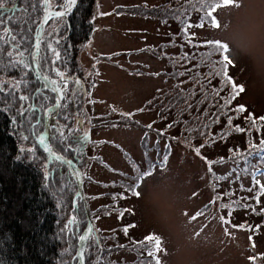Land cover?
<instances>
[{"label": "rangeland", "instance_id": "374dc122", "mask_svg": "<svg viewBox=\"0 0 264 264\" xmlns=\"http://www.w3.org/2000/svg\"><path fill=\"white\" fill-rule=\"evenodd\" d=\"M125 2L134 6L130 11L132 16L105 12ZM179 2L88 0L87 4L78 0L77 6L84 3L88 10L86 23L78 26L81 33L86 30L91 18L90 33L84 41L76 42L75 54L80 63L77 62L71 72H67L68 67L66 71L59 69L55 72L46 65L45 51L38 54L46 61L40 69L44 85L52 87L47 79L54 74L68 78L70 86L79 76L83 81V90L80 84L77 86L80 96L70 86L65 95L60 96L64 101L62 111L66 109V113L59 112L52 132L55 135L57 130L61 132L64 128L68 136V140H63L64 145L77 151L84 145L93 118L97 119L98 126L90 136L94 155H78L79 166L84 167L81 171L85 176L83 193L88 196L91 215L97 210L101 198L110 199L100 195L102 187L96 181H113L115 178L111 171L134 175L116 144H123L132 159H144V152L148 159L156 154L172 155L162 169V177L156 176L143 183L141 198L129 197L125 205H136L125 210L128 220L123 215L116 217L119 214L114 211L99 213L96 226L103 234L113 237L109 232H114L115 225L123 222H127L123 232L132 236L153 230L160 240L155 254L159 264H264V117H258L264 116V0H225V7L219 10L221 5L212 13L219 21L216 27L197 28L199 15L189 11L197 17L190 23L184 20L186 29L190 28L189 32H193L189 36L179 33L177 22L170 14L171 10L177 11ZM37 3L41 15L47 8L63 10L62 7L72 4V0H37ZM21 4L22 0H11L5 11L12 14L18 12L14 14L17 18L22 10ZM199 4L201 1L197 0ZM204 5L198 7L201 15ZM144 10L148 12V17L141 15ZM99 12L107 15L101 16ZM165 12L168 15H161ZM52 13L42 35L47 37L57 30L56 37L60 39L66 35L65 21ZM201 18L204 19L203 16ZM36 32L37 28L34 35ZM71 35L74 37L73 32ZM34 38L31 39L32 46ZM219 38H225L228 43L225 57L229 62L227 73L232 76L233 83L225 76L221 79L222 85L217 84L216 53L204 56L191 50L193 44L188 45L189 39L192 43H200L203 40L220 41ZM180 45L193 53H184ZM55 48L49 43L48 52L53 59L57 55ZM0 49L4 46L0 45ZM31 54L32 50L28 49V64L24 73L38 78L32 72ZM132 61L136 65L147 66L131 73L127 67L132 68ZM27 82L23 84L24 90ZM56 83L61 89L63 84ZM46 90L44 101L48 100L46 104L49 105L55 96L50 88ZM144 100L146 103H141ZM125 106L128 111L133 108L132 116L135 118L130 120L140 127L109 124L116 118L119 121L128 118L125 114H113L126 111ZM20 113H23L22 110ZM45 114L44 111L45 118L40 119L42 125L39 132L35 136L30 133V147L26 149L34 155L33 148H36L51 158L37 143V138L40 141L43 138L40 134L46 119L50 118L49 114ZM62 118H70L67 125L62 123ZM138 118L145 119L140 121ZM185 118H197L207 128L203 132L197 125L198 120L187 123ZM211 118L217 119L208 127ZM143 122H150V134L153 128L162 127L164 136H167L166 132L176 139L158 146L160 141H153L148 132L146 135L142 132ZM171 122L174 124L168 125ZM221 130L222 134L218 135ZM137 131L143 133L142 137ZM203 133L205 136H202ZM221 136L225 139L219 140ZM17 144V157L23 156L19 151L22 150L23 140ZM143 145L148 147L143 149ZM194 147L199 161L192 152ZM66 155L76 165L71 155ZM78 168L77 165L73 168L75 173ZM65 169L71 177L66 166ZM37 170L46 182V167L39 165ZM150 185H153L151 189ZM106 188L109 190L111 187ZM65 200L56 196L52 199L57 215L62 219L58 226L62 243L54 264L59 259V264H75L73 253H69L73 242L67 240L70 233L67 228L71 223L67 221L70 211ZM57 224H53L55 234H58ZM71 234L73 237V232ZM116 235V239L122 240L121 232ZM89 240L93 244V240ZM125 257L130 256L127 254ZM90 258L93 259V254Z\"/></svg>", "mask_w": 264, "mask_h": 264}, {"label": "trees", "instance_id": "16d2710c", "mask_svg": "<svg viewBox=\"0 0 264 264\" xmlns=\"http://www.w3.org/2000/svg\"><path fill=\"white\" fill-rule=\"evenodd\" d=\"M9 1L11 0H5L4 6L0 9L1 13H5L3 15L0 13V22H2L0 23V31H2L0 45L4 46V49H0V264H54L56 253L62 243V233L58 229L62 219L57 215L58 211L52 201L55 196L66 199L65 205H67V209L70 211L68 218L72 217V223L67 228L70 232L67 240L73 242V245L69 246V253L70 251L73 253V262L78 264L76 248L78 236L85 225V215L81 199L79 196L74 198L76 191L74 182L66 171L65 166L56 158H48L36 148H33L34 155H32L26 149L30 147V133L34 134L31 132V124L35 119V110L37 111L38 108L42 111L48 104H46L48 100L44 101V94L47 90L41 80L31 74L29 77L28 74L24 73L26 71L25 65L28 64V49L32 50L33 48L30 45L31 39L34 38V32L41 18L40 9L37 0H22V10L16 18L14 14L18 12L12 14L9 11H5ZM178 1L171 0V3ZM199 1H201V4L197 5V0H180L177 5V11L171 10V17L175 18L178 31L179 33L182 32L184 36H189L186 33V25H184V20L189 11H195L196 8L210 1L216 6L221 3L220 0ZM85 7L84 3L79 4L72 14L73 18L72 15L70 16L69 32H67L66 24L64 25L66 31L65 40L58 43L59 61L57 60V55L54 59L49 56V34L47 37L43 34L39 49L40 53L42 50L43 53L45 51L47 55L45 58L48 63L46 64V61H43V58L39 56L38 64L40 68L46 64L55 72L59 71V69L66 71V67H68L67 72H71L76 67L78 62V55L75 54L76 42L82 41L88 30L87 26L86 30L81 33L82 31L78 28V26L82 27L86 23L85 18L88 10ZM146 13H148L146 10L141 12V14ZM185 13L186 15H184ZM161 15H168V13H161ZM5 29H9L10 31L5 32ZM77 30L78 32L76 33ZM72 32L74 37L71 35ZM191 44L194 45V48H191V50L199 51L204 56L216 53L217 69L215 71L217 78H219L218 76L229 64L224 56L225 44L214 40H205L200 43L194 41L192 43L189 39L188 45ZM201 49H204V51H201ZM32 72H34L33 68ZM26 82L27 88L24 90L23 84ZM32 94H34L33 97L31 96ZM25 95L28 98L27 100L19 99L20 96ZM51 100V103H53L54 100ZM63 102L59 112L65 114L66 109L62 111ZM21 110L23 113H20ZM11 115H14V117L12 116L13 118H11ZM69 119L62 118V123L67 125ZM138 119L143 121L145 118ZM215 119L217 118L209 120L208 127L214 123ZM195 120H198L197 125L204 132L207 126L204 127L199 119H184L187 123ZM112 123L118 125L131 124L140 127L137 122L131 121L130 118H125L122 121L117 119ZM143 123L144 126H141L142 132L144 131L145 135L148 132V137L153 141H160L161 143H157L158 146H164L166 141L174 142V139H176L168 136L171 135L170 133L165 132L167 136H164L162 127L153 128L150 134V122ZM169 124L173 125L174 123L171 122ZM40 125H42L41 120L39 121V129ZM32 129L34 131V126ZM222 131L218 132V135L222 134ZM61 132L65 134L66 140H68L64 128ZM61 132L57 130L55 135L52 132L54 135L52 138H55L52 148L61 155L67 156L64 153V141ZM137 132L138 136L142 137L143 133ZM16 135L19 137L18 141L16 140ZM202 136H205V134L203 133ZM21 139L23 140V144L22 150L19 151L23 156L17 157V149H19L17 143ZM223 139L225 138L222 136L219 138V140ZM132 141L134 142L135 140ZM99 143L113 144L110 141H101ZM116 145L120 147V154L128 161L134 175L129 176L127 174H120L117 171H111V175L115 178L113 181L95 182L102 187L99 191L100 195L113 197V195H118L122 190H127L133 197L141 198L144 189L143 183H148L156 176L162 177V169L172 155L167 156V154L163 156V154H156V156L148 159L147 153L144 152V159H132L130 152L123 148V144ZM145 147L147 148L148 146L143 145V149ZM192 152L195 155V159L199 161L196 147L193 148ZM68 154L76 162L77 168L79 167L83 190L85 176L81 171L84 170V167L79 166L78 152L70 150ZM142 162H144L143 165L141 164ZM39 165L46 167V171L48 172L46 182L41 178L37 170V166ZM206 167L208 168V165ZM144 172L148 173V177H144ZM151 186L153 185H150L149 189H151ZM106 187L111 188L108 190ZM133 190L138 191L140 195H134ZM84 197L88 205V196L84 194ZM104 202L105 199L101 198L97 205V210L93 211L92 215L90 214L93 229L85 242L82 252L85 264H159L155 254L160 240L153 230L145 232V234L140 236H132V234H125L123 232L124 229L121 228L120 236L122 240H120L115 238L120 228V224L117 223L114 228V232H117H109V234L114 235L113 237L102 233L100 228L95 224V215L100 212H102L101 214H105V211H108V206ZM61 205L63 204L61 203ZM90 211L92 210L89 209V213ZM54 223H58V234L54 232ZM71 232H73V237ZM76 236L77 238L75 239ZM89 239L93 240V244ZM92 254L93 259L90 258ZM127 254L130 257L126 258L125 255ZM59 263L60 259L56 264Z\"/></svg>", "mask_w": 264, "mask_h": 264}, {"label": "flooded vegetation", "instance_id": "af4514ba", "mask_svg": "<svg viewBox=\"0 0 264 264\" xmlns=\"http://www.w3.org/2000/svg\"><path fill=\"white\" fill-rule=\"evenodd\" d=\"M87 4H88V0H84ZM77 5H78V0H75V2H74V0H72V4H70V5H67L66 7H62V9L63 10H58V9H60V8H58V9H53V8H47V9H45V10H53V11H66V10H70L67 14H66V16H59V15H55L56 17H59V18H63L64 19V21H65V24H66V27H67V32H69V28H70V24H69V18H70V16L74 13V11H75V9H76V7H77ZM71 8V9H70ZM44 10V11H45ZM115 10V12H117V13H120V14H124V16H132L131 14H130V11L132 10V8H131V4L129 3V2H125V3H123V4H118L117 5V8H115L114 9ZM104 16L105 15H107V14H103ZM144 16H146L147 17V15L146 14H144ZM56 34H57V30L55 31V32H52V34H50V36H49V43H50V45H52V46H56L57 48V50H58V54H59V46H58V43H60V42H62V41H64L65 40V38L64 37H62V38H57L56 37ZM42 38H43V35H42V37H41V40H42ZM40 44H41V41H40ZM39 52H40V49H39ZM42 70V69H41ZM43 72V71H42ZM39 78V77H38ZM40 80H41V82H42V84H43V86H44V82H43V80L41 79V78H39ZM50 79H52V80H56V78H55V76H53V75H50ZM60 81V82H59ZM56 82H58V83H61V84H63V86H61V89H62V91H61V95H63L66 91H68V89H69V79L67 78V79H64V77L62 76V74H60V76H59V78L56 80ZM55 82V83H56ZM57 84V83H56ZM78 84H80L81 85V89L83 90V81L81 80H79V78H74V80L72 81V83H71V86H70V89L71 88H74L77 92H79V89H78ZM32 95H34V94H32ZM81 94H80V92L77 94V96H80ZM55 100V99H54ZM62 102H63V100L61 101V103H60V105H59V110H58V113H59V111H60V108H61V105H62ZM53 105H54V102L53 103H51V104H49V105H47V107L45 108V109H43L42 111H40V109H38L37 108V111L35 110V112H36V115H35V119H34V121L32 122V124H31V132H33V126H34V136L39 132V121H40V118H45V116H44V111L46 112V116H48V114L49 113H51L49 116L51 117L52 115H53V113H54V109H53ZM128 111H122V114H125L126 115V113H127ZM58 113H57V116H58ZM57 116H56V119H57ZM118 118H116L114 121H116ZM114 121H110L109 122V124L110 123H112V122H114ZM55 122H56V120H55ZM54 122V124L51 126V131H50V135H49V139L47 140V143H48V145L50 144L51 146H52V143L55 141V138H52L53 137V135H52V127L53 126H55L56 125V123ZM98 126V124H97V119L96 118H93V122H92V125H91V128H90V131L88 132V136L87 137H85V139H84V145L83 146H81L78 150H77V152H78V155H80V156H83V155H87V156H90V155H92V154H94V152H92V149H93V144L90 142V136H91V134H92V132H93V129L95 128V127H97ZM61 136H62V138H63V140H66V137H65V134L63 133V132H61ZM99 142H101V141H99ZM98 142V143H99ZM55 144V143H54ZM69 147V145H67V144H65L64 145V149H65V154H67L70 150H72V147H70V148H68ZM58 154H60V153H58ZM61 155V154H60ZM131 195H129L128 194V191L127 190H122L118 195H113V197H111V201L116 205V203L117 202H120L121 204H123V205H125V203L128 201V199H129V197H130ZM133 196V195H132ZM136 205V203H131V204H129V205ZM129 205H125V206H129ZM101 214V213H100ZM106 214V213H105ZM98 215H99V213H97L96 215H95V219H97L98 218Z\"/></svg>", "mask_w": 264, "mask_h": 264}, {"label": "bare ground", "instance_id": "6f19581e", "mask_svg": "<svg viewBox=\"0 0 264 264\" xmlns=\"http://www.w3.org/2000/svg\"><path fill=\"white\" fill-rule=\"evenodd\" d=\"M74 2H75V0H74ZM71 9V8H70ZM70 10H66V11H53V10H46L45 12H44V16H43V19L42 20H40V22H41V25H40V27H39V24H40V22H39V24H38V26H37V32H36V34L34 35V41H33V44L37 41V47L36 48H34L33 47V49H32V54H31V64H32V68H33V70H34V72L37 74V76L39 77V78H41L42 80H43V82H45V79H44V76H42L41 74H40V66H39V64H38V54H39V47H40V40H41V37H42V31H43V28H44V25H45V23H46V21H47V19H48V17H49V15L53 12V13H55V15H59V16H66V14L69 12ZM52 13V14H53ZM39 34V35H38ZM47 79V78H46ZM48 81H49V83L50 84H52V87H49V86H47V85H44L45 86V88H50L51 89V91L54 93V96H55V100H54V105H53V109H54V113H53V115L50 117V118H48V119H46L47 121L45 122V124L43 125V131H42V133L40 134V137H43L44 136V127H45V125H47V130L45 131V133H46V135H47V140L49 139V135H50V131H51V126L54 124V122H55V120H56V116H57V113H58V110H59V105H60V103H61V101L63 100L60 96H62L61 95V91H62V89H59V88H57V85H56V80H52V79H50V78H48L47 79ZM54 89H55V91H54ZM65 95V94H64ZM37 143H38V145H39V143H40V139L39 138H37ZM49 147H50V149L52 150V151H54V152H56L53 148H52V146L49 144ZM45 153V152H44ZM56 153H58V152H56ZM46 154V153H45ZM47 156H49L48 154H46ZM63 156V155H62ZM49 157H51V156H49ZM66 160H67V162H68V164H69V168H70V170L71 171H73V173H75V171L73 170V168L76 166L73 162H71L67 157H65V156H63ZM51 158H53V157H51ZM58 160V159H57ZM63 163V162H62ZM64 164V163H63ZM65 166H66V164H64ZM67 167V166H66ZM68 168V167H67ZM69 170V169H68ZM76 174V173H75ZM78 195H74V198L75 197H77ZM86 242V241H85ZM85 242H84V245H83V248H84V246H85ZM81 259H82V263L83 264H85L84 263V260H83V257L81 256ZM78 263V262H77Z\"/></svg>", "mask_w": 264, "mask_h": 264}, {"label": "water", "instance_id": "95a60500", "mask_svg": "<svg viewBox=\"0 0 264 264\" xmlns=\"http://www.w3.org/2000/svg\"><path fill=\"white\" fill-rule=\"evenodd\" d=\"M44 9H45V5H44ZM43 16H44V11L42 12L41 14V19H43ZM41 25V22L39 24V27ZM39 35V34H38ZM34 48L37 47V41L33 44ZM47 130V125H45L44 127V136H43V143H39V147L40 149L45 152L46 154H48L49 156L53 157V158H56L59 157V161L60 162H63L64 164H66V166L68 167L69 169V172L71 174V177H72V180L75 184V188H76V192H75V195H78L79 198L81 199V202H82V206H83V210H84V213H85V219H86V223H85V226L84 228L82 229V232L79 236V239H78V245H77V248H76V258H77V262L78 264H83L82 263V259H81V252H82V248H83V245H84V242L86 241V238L87 236L89 235L90 233V230L92 229V224H91V221H90V217H89V213H88V210H87V207H86V203L84 201V198H83V195H82V187H81V179H80V176H79V171L77 170L76 174L73 173V171L70 170L69 168V164L67 162V160L60 154L52 151L47 143V135L45 133V131ZM83 237V239H82Z\"/></svg>", "mask_w": 264, "mask_h": 264}, {"label": "snow or ice", "instance_id": "6c2138e0", "mask_svg": "<svg viewBox=\"0 0 264 264\" xmlns=\"http://www.w3.org/2000/svg\"><path fill=\"white\" fill-rule=\"evenodd\" d=\"M4 2H5V0H0V7L4 6ZM0 23H2V22H0ZM9 31H10L9 29H5V32H9ZM57 58H59L58 54H57ZM25 67H27V65H25ZM54 91H55V89H54ZM19 99L20 100H27L28 98L26 96H20ZM40 142L43 143V138H41ZM262 146H264V145H262ZM197 151H199V150H197ZM57 159H59V157H57ZM144 175H148V173H145ZM133 191H134V195H140V193L138 191H135V190H133ZM82 239H83V237H82Z\"/></svg>", "mask_w": 264, "mask_h": 264}]
</instances>
